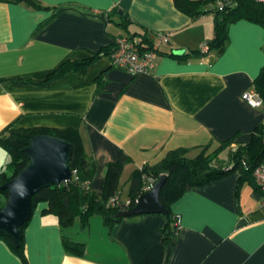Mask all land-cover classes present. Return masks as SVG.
I'll return each mask as SVG.
<instances>
[{"label":"crops","instance_id":"1","mask_svg":"<svg viewBox=\"0 0 264 264\" xmlns=\"http://www.w3.org/2000/svg\"><path fill=\"white\" fill-rule=\"evenodd\" d=\"M38 1L59 9L0 1V137L17 129H77L96 165L97 196L107 166L121 155L131 159L119 181L125 203L135 170L173 150H190L195 158L204 147L211 153L233 140L219 157L226 165L264 124V105L253 108L241 98L254 92L264 67L263 27L239 20L227 29L222 54L179 62L168 54L198 51L213 39L212 15L193 20L173 0ZM141 34L170 36L168 45L153 39L157 55L144 74L112 68L101 56L83 73L37 84L67 61L86 60L119 37ZM8 159L0 149V171ZM238 179L234 173L190 189L173 203L181 226L169 243L163 215L124 219L111 230L93 215L86 229L77 219L62 230L40 203L24 230L25 259L0 240V264H264V196L247 184L238 189ZM63 236L84 246L81 257L66 251Z\"/></svg>","mask_w":264,"mask_h":264},{"label":"trees","instance_id":"2","mask_svg":"<svg viewBox=\"0 0 264 264\" xmlns=\"http://www.w3.org/2000/svg\"><path fill=\"white\" fill-rule=\"evenodd\" d=\"M7 4H24L34 10H56L43 5L38 0H0ZM175 7L186 16L196 20L204 15L213 16L214 37L207 42L208 51L206 53L198 50L187 54L177 55L168 54L170 57L184 62L189 59H201L210 53L222 54L227 41V29L232 23L239 20H245L257 24L264 28V3L255 0H237L233 8H216L215 5L220 0H173ZM129 39L135 37L126 36ZM142 43L139 48L148 46L152 48V42L147 34H141ZM115 45L110 49H104L94 54L91 58L80 62L67 61L48 75L43 82L37 83L45 85L46 83L59 79L70 72L83 73L84 69L94 60L101 56L110 57ZM16 84L35 83L32 80H15ZM253 91L258 95L264 105V67L253 82ZM39 135H47L59 138L70 145L71 157L69 167L71 180L66 185L51 186L40 190L32 197V212L40 203H46L48 209L45 213L54 215L57 218L62 230L72 227L75 220L78 219L80 229H86L90 218L98 215L102 218L103 224L109 230L119 224L124 219L132 217H118V213L126 211L135 206V200L144 194L142 187L144 177H151L158 181L161 176H167V181L161 189L159 202L168 212L166 225L162 229V235L166 243L171 242L177 235L174 215L171 212V206L182 195L193 188H203L211 183L239 173L238 189L247 184L255 191L260 192L256 185L253 172L260 165L264 164V124L259 125L250 136L249 142L238 147L230 153L229 162L224 165L219 161L221 154L228 150L233 140L223 142L219 148L208 153V147L202 148L199 155L195 158L188 157L190 150L177 149L170 151L166 157L159 163L149 166L144 165L141 169L135 170L129 179L130 203H118L111 205L109 202L115 197H120L119 181L124 167L131 163V159L121 155L116 162L109 164L104 175V183L101 194L97 196L92 190V183L96 176V165L92 157L85 153L81 135L77 129L54 130V129H17L11 133L3 134L0 137V149L8 155V163L0 171V187L14 178L27 164L28 158L23 150L28 146L29 141ZM231 167L230 170L224 169ZM88 184V188L85 185ZM7 199V192L0 191V208ZM29 220L20 227L21 240L19 247H15L12 241L0 235L2 240L20 259H25L24 255V230ZM62 243L67 252L81 257L84 253V246L62 237Z\"/></svg>","mask_w":264,"mask_h":264},{"label":"water","instance_id":"3","mask_svg":"<svg viewBox=\"0 0 264 264\" xmlns=\"http://www.w3.org/2000/svg\"><path fill=\"white\" fill-rule=\"evenodd\" d=\"M23 152L28 158V164L0 187V191L7 192V199L0 208V235L8 237L16 248L21 240L20 227L30 219L32 213V197L42 189L66 185L72 175L69 167L70 145L59 138L35 136ZM166 181L167 176H161L151 191L138 198L133 208L121 211L117 216H167L168 212L159 202L160 192Z\"/></svg>","mask_w":264,"mask_h":264},{"label":"built area","instance_id":"4","mask_svg":"<svg viewBox=\"0 0 264 264\" xmlns=\"http://www.w3.org/2000/svg\"><path fill=\"white\" fill-rule=\"evenodd\" d=\"M237 0H220L216 3V8H233ZM259 3H264V0H255ZM149 37L150 41L156 39L159 43L158 45H168L170 36L169 34L158 35L156 37ZM142 43L141 38L129 39L127 37H119L115 42V48L111 56L109 57L110 66L115 69L122 70L132 76H137L148 72L156 58L158 45L152 44V48L148 46H143L139 48L138 44ZM200 51L206 53L208 51L207 42L200 46ZM242 100L253 108H259L262 106V101L258 95L254 92H245L242 95ZM231 167H227L224 170L228 171ZM75 175V172L72 174ZM253 177L256 185L259 187L260 192L264 196V164L257 167L253 172ZM157 181L151 177H144L143 192L147 193L152 190ZM88 188V184L85 185ZM111 205L120 203L119 197H115L109 202ZM130 201L125 202L128 205ZM137 200H135V204ZM175 227L178 232L181 226V217L179 215H174Z\"/></svg>","mask_w":264,"mask_h":264}]
</instances>
